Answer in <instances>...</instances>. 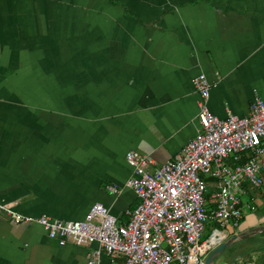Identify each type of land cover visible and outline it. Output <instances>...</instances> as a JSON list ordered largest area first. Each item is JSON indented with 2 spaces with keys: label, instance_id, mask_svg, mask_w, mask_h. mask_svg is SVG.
Listing matches in <instances>:
<instances>
[{
  "label": "crops",
  "instance_id": "crops-1",
  "mask_svg": "<svg viewBox=\"0 0 264 264\" xmlns=\"http://www.w3.org/2000/svg\"><path fill=\"white\" fill-rule=\"evenodd\" d=\"M200 72L220 119L264 100V0H0V202L65 220L99 202L125 222L138 199L122 186L124 153H179L197 129ZM240 195L238 224L214 223L237 237L212 264H264V177ZM94 246L0 221V264H85Z\"/></svg>",
  "mask_w": 264,
  "mask_h": 264
},
{
  "label": "built area",
  "instance_id": "built-area-1",
  "mask_svg": "<svg viewBox=\"0 0 264 264\" xmlns=\"http://www.w3.org/2000/svg\"><path fill=\"white\" fill-rule=\"evenodd\" d=\"M198 94L197 129L179 153L161 163L136 150H127L124 160L131 168L123 187L138 201L128 219L119 222L107 207L92 203L78 220L27 216L14 210L15 202H0V221L40 225L46 235L62 245L95 246L85 255V264H201L205 254L224 240L214 227L198 241L208 222L236 226L242 215L245 188H259L264 177V100L254 96L246 114L228 113L220 119L207 108L210 84L203 73L191 79ZM213 179L215 192L205 199L206 179ZM116 194L120 187L105 185Z\"/></svg>",
  "mask_w": 264,
  "mask_h": 264
},
{
  "label": "water",
  "instance_id": "water-1",
  "mask_svg": "<svg viewBox=\"0 0 264 264\" xmlns=\"http://www.w3.org/2000/svg\"><path fill=\"white\" fill-rule=\"evenodd\" d=\"M262 228V226H260ZM253 230V229H252ZM251 231L250 233H252ZM245 233L238 234V237L245 236ZM237 235L231 236L228 240H223L214 247H212L203 257L201 264H212L215 256L220 253L225 247L229 245L230 242L236 239Z\"/></svg>",
  "mask_w": 264,
  "mask_h": 264
},
{
  "label": "rangeland",
  "instance_id": "rangeland-1",
  "mask_svg": "<svg viewBox=\"0 0 264 264\" xmlns=\"http://www.w3.org/2000/svg\"><path fill=\"white\" fill-rule=\"evenodd\" d=\"M238 197L244 201L245 200V196L243 195H238ZM216 227V224H214L213 222H208L204 225V228L203 230L201 231L200 233V236L198 237V241H202L204 240L206 237H208L209 233H210V230L212 228Z\"/></svg>",
  "mask_w": 264,
  "mask_h": 264
}]
</instances>
